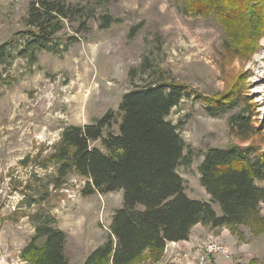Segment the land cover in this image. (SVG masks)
<instances>
[{"label": "rangeland", "instance_id": "374dc122", "mask_svg": "<svg viewBox=\"0 0 264 264\" xmlns=\"http://www.w3.org/2000/svg\"><path fill=\"white\" fill-rule=\"evenodd\" d=\"M32 1L0 0V45L14 51L0 63V264H27L21 252L34 235L27 214L36 207L25 208V196L49 195L43 207L69 233L70 264H81L93 236L107 232L121 192L84 196L85 180L74 173L56 189V168L43 165L66 127L117 112L123 95L135 88L167 82L192 92L168 119L178 125L192 159L178 171L194 196L205 195L199 167L210 148L252 146L254 153L264 152V21L234 25L215 14L186 15L179 0H66L83 12L59 34L58 52L22 58L20 32L27 29ZM106 15L113 22L103 29ZM233 88L243 101L224 115H208L196 100L199 94L212 97ZM236 115L245 116L242 132L233 123ZM215 210L221 213L218 205ZM260 210L264 216V203ZM260 225L242 227L245 238L238 239L240 252L230 264L263 259ZM218 235L213 238L220 241Z\"/></svg>", "mask_w": 264, "mask_h": 264}, {"label": "trees", "instance_id": "16d2710c", "mask_svg": "<svg viewBox=\"0 0 264 264\" xmlns=\"http://www.w3.org/2000/svg\"><path fill=\"white\" fill-rule=\"evenodd\" d=\"M179 2L186 15L215 14L234 25L252 26L264 21V0ZM82 12L66 0H33L25 19L27 29L20 32L24 41L17 54L35 58L41 50L58 52L59 34ZM112 22L106 15L101 27L108 28ZM9 48V44L0 45V63L14 53ZM190 98L192 92L185 85L150 84L125 93L117 112L108 111L92 124L70 125L62 131L43 165L56 168L54 188L62 187L74 173L85 180L84 196L123 192L122 206L113 215L106 241L83 264L159 262L167 244L188 240L197 224L226 227L240 241L245 238L242 227L254 230L256 224L264 225L260 210L264 185L259 183L264 182V152L254 153L255 147L210 148L199 167L201 184L210 199H192L186 194L178 168L192 159L185 153L187 146L178 125L168 118L182 100ZM241 98L235 88L212 97L196 96L212 117L235 110ZM233 121L242 132L245 116L236 115ZM48 196H25L23 200L25 208L36 209L27 214L35 232L21 257L27 264H70L65 252L68 235L58 227L56 216L43 207ZM247 264H264V257Z\"/></svg>", "mask_w": 264, "mask_h": 264}, {"label": "crops", "instance_id": "0c3cea01", "mask_svg": "<svg viewBox=\"0 0 264 264\" xmlns=\"http://www.w3.org/2000/svg\"><path fill=\"white\" fill-rule=\"evenodd\" d=\"M205 189V188H204ZM121 192L122 196V201L120 204L113 209V212L111 214L110 219H107L108 223V230L107 232L103 231V235H99V237H94L89 241L90 243V248L85 252L82 262L87 258V256L94 251L96 248L101 246L107 239L109 235V227L112 222L113 215L115 211L122 206L123 203V192ZM186 194L192 198V199H201V200H209L210 195L207 194L206 190L204 191L205 195H201L200 197L192 195L188 190H186ZM99 195V194H98ZM100 196V195H99ZM97 213L98 215L101 214L100 207H97ZM60 229L64 230L68 235L69 233L67 232L66 228L60 227ZM218 235V238L220 239L221 242L226 243L228 246L227 250L231 254L229 259H226L224 256L218 255L215 256L210 264H230L234 260L232 259L234 254L240 252V247H239V241L238 238L231 234V232L227 228H210L203 226L202 224H197L191 231L190 237L186 241H181V242H170L167 244L164 256L163 258L156 263H147V264H197L198 261V247L201 245L209 235ZM69 237V236H68ZM67 240V244H68ZM66 244V245H67ZM83 251V247L81 249L77 248L78 251ZM249 260H247V263L252 259L251 257H248ZM251 258V259H250ZM81 262V264H82Z\"/></svg>", "mask_w": 264, "mask_h": 264}, {"label": "built area", "instance_id": "2783aa9c", "mask_svg": "<svg viewBox=\"0 0 264 264\" xmlns=\"http://www.w3.org/2000/svg\"><path fill=\"white\" fill-rule=\"evenodd\" d=\"M221 255L229 258L231 254L227 247L221 242L209 235L208 238L198 247V261L197 264H210L213 257Z\"/></svg>", "mask_w": 264, "mask_h": 264}, {"label": "bare ground", "instance_id": "6f19581e", "mask_svg": "<svg viewBox=\"0 0 264 264\" xmlns=\"http://www.w3.org/2000/svg\"><path fill=\"white\" fill-rule=\"evenodd\" d=\"M218 256V255H217ZM214 258V257H213Z\"/></svg>", "mask_w": 264, "mask_h": 264}]
</instances>
